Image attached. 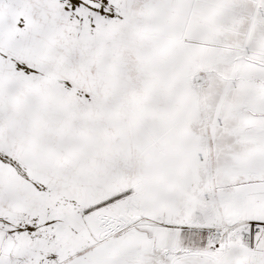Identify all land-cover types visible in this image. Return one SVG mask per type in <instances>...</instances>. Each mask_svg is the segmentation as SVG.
Returning a JSON list of instances; mask_svg holds the SVG:
<instances>
[{"label":"snow or ice","instance_id":"snow-or-ice-1","mask_svg":"<svg viewBox=\"0 0 264 264\" xmlns=\"http://www.w3.org/2000/svg\"><path fill=\"white\" fill-rule=\"evenodd\" d=\"M0 264H264V0H0Z\"/></svg>","mask_w":264,"mask_h":264}]
</instances>
